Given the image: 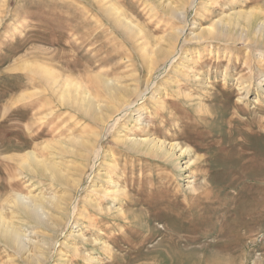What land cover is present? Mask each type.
<instances>
[{"label": "rangeland", "instance_id": "1", "mask_svg": "<svg viewBox=\"0 0 264 264\" xmlns=\"http://www.w3.org/2000/svg\"><path fill=\"white\" fill-rule=\"evenodd\" d=\"M113 6L132 28L121 27L108 11ZM232 11L254 12L255 30L264 0H0V211L25 226L26 239L44 234L49 249L41 264H264V33L245 40L232 27L218 39L219 19ZM201 29L205 36L193 38ZM173 32H180L174 56L149 69L152 49L165 47ZM26 62L46 65L59 81L80 82L93 95L99 75L133 89V106L104 132L60 105L52 85ZM147 81L153 84L142 98ZM90 131L104 136L97 145L112 160L98 159L99 176L83 178L79 195L21 169L28 151L45 159L53 152L63 171L72 169L80 158L45 147ZM122 135L187 147L192 165L179 170L176 162L133 152L116 141ZM40 192L78 196L67 225L69 212L60 215L51 204L56 226L19 223L6 200ZM23 253L0 240V264H27Z\"/></svg>", "mask_w": 264, "mask_h": 264}, {"label": "bare ground", "instance_id": "2", "mask_svg": "<svg viewBox=\"0 0 264 264\" xmlns=\"http://www.w3.org/2000/svg\"><path fill=\"white\" fill-rule=\"evenodd\" d=\"M169 6H165V7L171 9V11L174 13L176 11L174 7L171 8ZM108 11L114 12L113 14H115L116 17L117 14L119 13L117 8L114 6L108 8ZM253 13L254 12L252 11L250 12L232 11L226 17H222L221 19H219L218 25L220 27L215 29L218 39L220 37H224V36L226 37L227 36L225 34L226 30L227 29L230 30V28L234 27V28H240L241 29L240 31L243 30L246 33L245 40H251V41H253L254 39L259 40L262 34H260V36H256V35H258L259 33H264V19L260 20L259 22L257 21L258 24H256L257 26L255 25L256 29L252 30L256 18V16H254ZM117 22L121 25V27L124 26V27H128L129 29L132 28V26L129 25V23L123 21L120 18H118ZM241 24H244L245 29H243V26H241ZM213 28L214 26L212 27L211 31H213ZM229 30H227L228 33L231 32V31L229 32ZM202 31L203 30L201 29L200 33L194 35L193 38H197V39L203 38L204 34L201 37ZM211 31H207V33H212ZM135 32L137 34V29L135 30ZM234 33L236 32L234 31ZM179 35L180 32L171 33L167 38L165 47H156L152 49V56L147 59V64L149 66V69H153L158 62H162L163 65L166 62L169 63V60L174 56L173 49L175 44H177ZM25 68L31 70L32 72H36L38 76L46 83V85L49 86L52 85V87L55 89L54 90L55 93L57 94L58 97L57 99L60 101V105L63 104L69 107H74V109L77 112L83 114L86 118L90 119L96 125L102 127V130L104 132H106L107 130L109 131L110 127L114 124L115 120L119 118L121 119V116H123L126 113V110H129L133 106V104L129 102V98L134 93L133 89H130L128 87H119L116 84H114L112 81L101 78L99 75L94 77L97 87L93 95L92 94L93 91L91 92L90 89L87 88V86L86 87L82 86L80 82H77L70 78L64 79L63 82L59 81L58 80L59 75L52 68L46 65L40 63L26 62ZM160 72L161 71L159 70L158 74ZM151 84H153V82L151 81L146 82L140 97L143 98L145 92L148 91ZM96 133L90 131L85 134L87 136L85 137L82 136L76 139V141L71 142L67 140L68 143L67 142L63 143L59 141L58 143H54L52 147L50 145H46L45 147L47 149H50V151L51 150L55 151L56 148L59 147L62 150L63 154L66 153L69 155L72 154L75 155L74 157L80 158L81 161L80 163H78V165L72 167V169L68 168V170H66V172H70V173L73 170L76 171L74 175H77V173H79L77 177H72L68 175L65 171H63L64 165L61 162L57 161L53 152L50 153L51 156L48 159L37 156L33 151L26 152L22 160L23 162L21 163V169L30 174L40 175V177L42 176L43 178H46L51 183L54 184L62 183L63 186L65 187L68 186V188L74 187L75 192L77 193V195H79V193L85 188L86 185L85 182L83 181V178H85V180L87 181L90 175L94 172L99 176L100 169H97L99 165L97 164L98 159L102 158L105 159L106 161L107 159H111L112 156L111 153L106 150L100 153V148L98 147L97 144L99 140H101L102 137L104 136ZM97 137L98 140H96ZM116 141H118L119 144L131 149L133 152L138 151L139 153L145 156L153 157L157 159L159 158L165 161L172 162L173 164L176 162L174 166L177 167L179 170H184V169L189 170V167L192 165V160L190 156L191 151L187 147L181 148L177 144H164V142L159 143L157 139L152 137L137 139V138H130L127 135H122V136H117ZM60 145L63 147H60ZM90 157L93 158L92 163L89 167L90 173L87 174L86 177H84L83 170L88 168V162L90 160ZM181 158L186 159V161H184V163L182 164L179 161ZM105 177L110 181L109 174L106 173ZM188 177L189 175H186L185 178ZM110 183H112V181H110ZM191 189L193 188L191 187ZM92 190L97 191L103 195L108 194L107 190L100 189L97 185H94ZM115 201H117L116 203L118 204L121 203V200L117 198ZM6 203H8L10 207H12V209H15L17 211V215L19 216L18 218L19 223H26L27 225L30 226L34 225V227L37 225L40 227L51 228V226L54 225L56 226L55 220H58L59 217H54L51 213L47 212L46 209L47 204H51L52 211L53 210L58 211L60 215L64 211L69 212L67 221L64 222V225H67L70 221L69 219H71L72 214L77 210L78 196L77 198L75 197L73 198L68 193L63 192L61 194L53 193L49 198H47L40 192L36 196H32L30 199L24 198L21 195H16V196L14 195L8 198L6 200ZM116 210L120 212L121 211L120 206H118L115 209V211ZM1 211H0V240L3 243L7 244L17 254H21L25 252L23 253L25 257H23L24 259L22 258L25 261V263L41 264L45 260L46 252L49 249L48 247L49 245L45 240L44 234L41 235L42 238L39 241L33 240L34 242H32L31 241L32 239H26L25 226L23 227L19 223H18L19 225H16L14 221L13 223L7 220L2 214L3 211L2 212ZM71 228H72L71 231H68L69 234L73 235L75 234L74 232H78L75 231V227L72 226ZM76 234L77 236L78 235L80 236L81 233L80 234L76 233ZM27 244H29V246H27ZM30 245L31 247H33V250L26 251V248L27 247L30 248ZM60 255H62L61 252Z\"/></svg>", "mask_w": 264, "mask_h": 264}]
</instances>
